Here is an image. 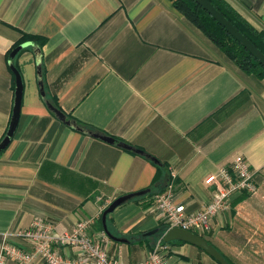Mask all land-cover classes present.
Masks as SVG:
<instances>
[{"label":"crops","instance_id":"crops-1","mask_svg":"<svg viewBox=\"0 0 264 264\" xmlns=\"http://www.w3.org/2000/svg\"><path fill=\"white\" fill-rule=\"evenodd\" d=\"M227 1L264 30V0ZM24 34L47 40L41 77L34 44L13 50ZM10 63L24 89L17 130L0 152V250L5 235L27 249L15 234L36 218L58 233L94 218L91 234L103 233L109 205L152 187L158 173L147 157L59 121L42 97L43 76L47 100L66 116L166 165L161 194L188 213L211 201L210 176L244 158L256 192L235 194L209 232L195 233L233 264H264V79L243 72L171 0H0V143L13 116ZM121 207L111 228L132 241L107 236L109 252L136 264L162 245L138 236L163 221L153 197ZM165 246L169 264H219L191 244Z\"/></svg>","mask_w":264,"mask_h":264},{"label":"built area","instance_id":"built-area-1","mask_svg":"<svg viewBox=\"0 0 264 264\" xmlns=\"http://www.w3.org/2000/svg\"><path fill=\"white\" fill-rule=\"evenodd\" d=\"M206 184L213 187L212 199L194 213H188L185 204L176 203L172 193L153 197L154 207L168 225V230L181 228L209 232L213 219L228 210L235 194H253L257 190L249 165L242 157H236L230 165L222 167L206 180ZM94 223V218L84 219L75 225L72 232L58 233L52 221L36 218L28 229L15 234L29 246L27 249L13 245L9 241L10 236H4L0 264L8 260L18 264H126L120 252H109L110 239L105 232L91 234ZM165 252L166 246L162 244L148 259L136 264H169Z\"/></svg>","mask_w":264,"mask_h":264},{"label":"trees","instance_id":"trees-1","mask_svg":"<svg viewBox=\"0 0 264 264\" xmlns=\"http://www.w3.org/2000/svg\"><path fill=\"white\" fill-rule=\"evenodd\" d=\"M174 8L181 13L191 24L198 28L212 43L218 47L231 61H233L243 72L247 74H253L259 78L264 79V67L250 54V52L244 48L238 41H236L221 25H219L195 0H171ZM239 32L246 36L263 54H264V30L257 28L251 24L245 17H243L231 3L227 0H208ZM47 40L30 34H24L20 41L13 47V50L17 49L21 45L26 43H32L36 48H43ZM14 77V75H13ZM43 83V76H42ZM54 107L61 112L62 109L55 98L48 100ZM52 113V112H51ZM64 113V112H63ZM53 114V113H52ZM54 115V114H53ZM55 116V115H54ZM69 120L74 121L80 127L84 129H91L84 126L72 118ZM81 132L80 130H77ZM158 167V173L152 184V187L146 189L147 194L145 196L135 198L134 200H143L148 197H154L163 193L166 186L170 182V177L166 175V165L164 167ZM164 185V186H163ZM163 186V187H162ZM102 223V217L100 219ZM100 228L104 231L103 224ZM108 228L111 233L119 238H127L132 241L131 237L123 236L115 232L111 228V219L108 217ZM158 233L154 236L146 237L144 234L138 236L143 240H149L155 236L161 240L163 245H183L186 244L182 241H173L165 243L163 236L168 230V225L165 222L160 224ZM203 237V236H202ZM131 243V242H130ZM211 244V242H209ZM201 250V249H200ZM203 251V250H202ZM231 264H233L227 257H225Z\"/></svg>","mask_w":264,"mask_h":264},{"label":"water","instance_id":"water-1","mask_svg":"<svg viewBox=\"0 0 264 264\" xmlns=\"http://www.w3.org/2000/svg\"><path fill=\"white\" fill-rule=\"evenodd\" d=\"M219 25H221L223 28L226 29V31L236 40L238 41L244 48H246L250 54L264 67V54L241 32H239L208 0H195ZM26 45H31L30 43L21 45L19 50L26 47ZM36 56L38 59V74L41 77L42 70H41V64H40V58H41V52L40 49H35ZM10 68L15 76V100H14V108H13V116L12 120L9 126V129L7 131L6 136L0 143V152H2L4 149L8 147V145L11 143V140L14 137V134L17 130L19 118H20V110H21V103H22V97H23V80L22 76L19 72V70L10 63ZM40 91L42 93V97L46 101V104L48 106V109L55 115V117L61 121L62 123L66 124L69 127L74 128L75 130H80L84 134H87L89 136H92L94 138L103 140L107 143L117 145L125 150L132 151L138 155L147 157L149 160H151L154 164L160 167H164V164L161 163L157 158L147 154L146 152L131 146L129 144H126L124 142H120L115 140L114 138L102 135L100 133L94 132L92 130L84 129L80 127L77 123H75L72 120H69L63 112L58 110L56 107H54L46 98V92L44 89V85L42 81H40ZM147 194V191L143 190L137 193L128 194L119 197L115 201H113L109 207L103 212L102 214V224L104 231L106 235L117 243H128L129 241L124 238H119L111 233V231L108 228V217L114 213L119 207L125 205L126 203L134 200L135 198H139L142 196H145ZM158 229L146 232L144 235L147 237L153 236L158 233ZM163 241L165 243H170L173 241H182L188 244H191L201 250H203L205 253H207L210 257H212L214 260H216L219 264H231L226 258L222 255V253L212 244L208 242L204 237L201 235L189 231L184 230L181 228H172L165 232L163 236Z\"/></svg>","mask_w":264,"mask_h":264},{"label":"rangeland","instance_id":"rangeland-1","mask_svg":"<svg viewBox=\"0 0 264 264\" xmlns=\"http://www.w3.org/2000/svg\"><path fill=\"white\" fill-rule=\"evenodd\" d=\"M137 202H138V200H132V201L126 203L124 206H132V205H135ZM121 208H122V207H119L117 210H119V209H121ZM117 210H116V211H117ZM112 214H114V213H112ZM112 214H111V215H112ZM111 215H110V216H111ZM98 224H99V227H100V225L102 224L100 220H99ZM131 250H132V254H133V252H134V251H133V248H132ZM233 261H235V262L238 263V264H246V263H248V260H245L244 258H239V259L234 258Z\"/></svg>","mask_w":264,"mask_h":264}]
</instances>
